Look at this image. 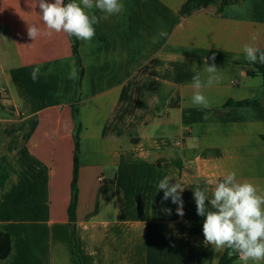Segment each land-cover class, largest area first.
I'll return each instance as SVG.
<instances>
[{"label": "crops", "instance_id": "obj_1", "mask_svg": "<svg viewBox=\"0 0 264 264\" xmlns=\"http://www.w3.org/2000/svg\"><path fill=\"white\" fill-rule=\"evenodd\" d=\"M185 1L121 0L91 42L75 38V55L66 33L28 37V24L48 32L38 0H0V232L11 240L0 264H78L67 212L77 125L80 264H218L228 255L205 244L193 194L207 188L210 199L229 172L264 189V86L243 51L264 49V0L220 12L214 0L181 16ZM206 61L218 70L201 90L209 108L192 103ZM229 100L257 104L224 107ZM165 177L184 187L182 217L158 189ZM231 264H242L238 254Z\"/></svg>", "mask_w": 264, "mask_h": 264}, {"label": "clouds", "instance_id": "obj_2", "mask_svg": "<svg viewBox=\"0 0 264 264\" xmlns=\"http://www.w3.org/2000/svg\"><path fill=\"white\" fill-rule=\"evenodd\" d=\"M38 5L41 20L48 32L42 33L37 25L28 24L27 35L33 41L42 34L50 35L54 31L91 42L96 35L94 25L124 10L121 0H79V3L76 0L69 3H65V0H54V3L38 0ZM92 9H98L105 15L98 17L86 11ZM167 35L166 31L159 32L161 37ZM251 39L254 42L256 36L253 35ZM243 51L248 62L264 64V51L254 44L244 45ZM211 59L214 61L215 57ZM205 71L208 73L206 80H202L199 74L193 76L192 103L209 108L211 104L201 90L214 86L218 70L214 63L209 66L206 61ZM40 73L39 66L33 68L31 79L36 81ZM158 189L163 190L164 200L170 198L178 206L177 215L182 217L184 203L181 193L184 187L178 182L170 184L169 178L165 177L159 182ZM193 198L197 215L205 218L202 229L205 244H210L217 250L231 249L230 254L233 251L238 253L242 264H264V189L250 182H240L235 172H229L217 184L210 199L208 189L199 187L194 190ZM167 211L171 214V209Z\"/></svg>", "mask_w": 264, "mask_h": 264}, {"label": "trees", "instance_id": "obj_3", "mask_svg": "<svg viewBox=\"0 0 264 264\" xmlns=\"http://www.w3.org/2000/svg\"><path fill=\"white\" fill-rule=\"evenodd\" d=\"M241 0H219L218 6H217V12H220L222 8L226 5L229 4H234L238 3ZM71 0H65V3H69ZM214 3V0H186L181 8H180V15L181 16H186L189 15L193 10L197 8H206L207 6L211 5ZM73 39V45H72V50L75 55H77V41L75 40V37H72ZM261 51H264V49H261ZM245 64L247 66L253 67V71L250 73H256L261 76L262 78V84L264 86V64H260L259 62L257 63H250L247 60H245ZM257 104L256 101L254 100H241V101H233L229 100L224 104V107H230V106H243V105H255ZM76 106L73 107V115L74 117L76 116ZM78 131H79V125L76 126L74 133H73V138H74V155H73V174H72V181H71V198L70 202L68 205V218H69V225H70V238H71V243H72V251L75 259L77 260L78 264V256L76 253V248H75V207L77 203V187H76V179H77V168H78V150H79V145H78ZM261 139L264 141V131L261 134ZM8 177V173L5 168L0 166V188L3 186L4 182L6 181ZM11 250V240L10 236L8 233H1L0 232V260L5 259ZM237 257V255H234L232 257H228L227 254L223 255L221 259L219 260L218 264H231V262Z\"/></svg>", "mask_w": 264, "mask_h": 264}, {"label": "water", "instance_id": "obj_4", "mask_svg": "<svg viewBox=\"0 0 264 264\" xmlns=\"http://www.w3.org/2000/svg\"><path fill=\"white\" fill-rule=\"evenodd\" d=\"M231 249H229V251H228V256L229 257H232V256H234V255H237L238 253H235L234 251L232 252V254H230L231 253Z\"/></svg>", "mask_w": 264, "mask_h": 264}]
</instances>
